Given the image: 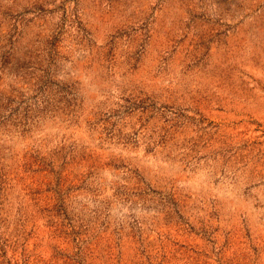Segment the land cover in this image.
Instances as JSON below:
<instances>
[{
  "label": "rangeland",
  "instance_id": "1",
  "mask_svg": "<svg viewBox=\"0 0 264 264\" xmlns=\"http://www.w3.org/2000/svg\"><path fill=\"white\" fill-rule=\"evenodd\" d=\"M0 264H264V0H0Z\"/></svg>",
  "mask_w": 264,
  "mask_h": 264
}]
</instances>
